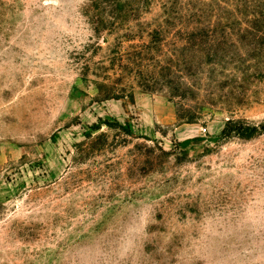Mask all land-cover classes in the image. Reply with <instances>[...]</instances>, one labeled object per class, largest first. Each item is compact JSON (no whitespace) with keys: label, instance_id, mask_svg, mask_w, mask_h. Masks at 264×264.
Masks as SVG:
<instances>
[{"label":"rangeland","instance_id":"rangeland-1","mask_svg":"<svg viewBox=\"0 0 264 264\" xmlns=\"http://www.w3.org/2000/svg\"><path fill=\"white\" fill-rule=\"evenodd\" d=\"M238 120L264 0H0V264H264Z\"/></svg>","mask_w":264,"mask_h":264},{"label":"trees","instance_id":"trees-1","mask_svg":"<svg viewBox=\"0 0 264 264\" xmlns=\"http://www.w3.org/2000/svg\"><path fill=\"white\" fill-rule=\"evenodd\" d=\"M244 121H230L225 130L224 133L226 134H232L237 133L239 136L248 138L253 135H255L259 130H264V124L261 125H247ZM245 126V127H244Z\"/></svg>","mask_w":264,"mask_h":264}]
</instances>
